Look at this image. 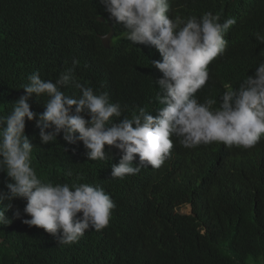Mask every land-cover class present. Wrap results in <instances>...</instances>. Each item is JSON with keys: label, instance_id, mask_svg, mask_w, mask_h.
Returning a JSON list of instances; mask_svg holds the SVG:
<instances>
[{"label": "trees", "instance_id": "trees-1", "mask_svg": "<svg viewBox=\"0 0 264 264\" xmlns=\"http://www.w3.org/2000/svg\"><path fill=\"white\" fill-rule=\"evenodd\" d=\"M208 11L223 21L237 18L231 42L213 66L225 78L216 74L218 84L196 94L219 104L226 83L238 88L264 61V44L255 36L264 33V0H176L172 6L173 17H200ZM111 28L115 34L105 48L100 36ZM123 32L101 0H0V117L26 94L22 86L32 73L55 81L73 67L74 58L76 80L126 106L123 115L130 118L139 107L155 113L159 89L154 80L163 74L152 67L153 51L134 45ZM62 91L81 94L71 84ZM46 100L34 94L32 110L43 113ZM26 134L34 145L32 166L39 178L99 184L116 208L106 228L89 229L69 246L24 224L30 218L23 212L27 202L16 199L6 213L13 222L0 225V264H264V143L228 150L214 144L187 149L178 142V152L161 167H144L120 179L111 176L112 165L120 160L112 146H105L111 151L106 159L90 161L83 143L68 144L62 133L42 144L35 121H26ZM138 162L137 154L133 164ZM69 169L70 177L65 175ZM5 177L0 173V189ZM187 204L190 213H182Z\"/></svg>", "mask_w": 264, "mask_h": 264}, {"label": "clouds", "instance_id": "clouds-1", "mask_svg": "<svg viewBox=\"0 0 264 264\" xmlns=\"http://www.w3.org/2000/svg\"><path fill=\"white\" fill-rule=\"evenodd\" d=\"M175 1L101 0L109 19L124 29V38L153 51L152 67L163 74L154 80L159 89L153 98L159 103L155 113L139 107L130 118L123 115L126 106L112 102L107 92L94 91L76 80L75 58L73 67L62 71L55 81L42 79L38 71L28 77L29 83L22 86L26 94L0 117V173L6 174L5 188L0 189V225L13 222L6 213L14 200H26L23 212L30 218L22 222L44 229L59 245L70 246L87 230L106 228L116 208L99 184L53 183L39 178L32 166L34 145L26 134V121H35L44 145L61 133L68 144L81 141L90 161L106 159L111 153L106 145L119 150L120 160L112 165L111 176L120 179L139 174L144 167H161L178 142L187 149L214 144L228 150L264 143V61L238 88L226 83L219 104L214 97L201 101L198 90L218 84L216 74L225 78L213 66L231 42L237 18L223 21L219 13L211 11L200 17H173ZM110 32L109 46L115 34L113 28L107 34ZM255 36L264 44V33ZM260 54L264 55V49ZM70 84L80 90L79 96L62 91ZM34 94L37 99L47 97L43 113L32 110ZM114 117L119 122L112 121ZM137 154L139 162L134 165ZM65 175L72 176V170ZM82 179L77 175V180ZM14 215L21 218L19 210Z\"/></svg>", "mask_w": 264, "mask_h": 264}, {"label": "water", "instance_id": "water-1", "mask_svg": "<svg viewBox=\"0 0 264 264\" xmlns=\"http://www.w3.org/2000/svg\"><path fill=\"white\" fill-rule=\"evenodd\" d=\"M110 34H111V32L107 35L101 36V39H102L104 45H106V46H109V43H110L109 38L111 37Z\"/></svg>", "mask_w": 264, "mask_h": 264}, {"label": "rangeland", "instance_id": "rangeland-1", "mask_svg": "<svg viewBox=\"0 0 264 264\" xmlns=\"http://www.w3.org/2000/svg\"><path fill=\"white\" fill-rule=\"evenodd\" d=\"M171 158H172V156L169 157V159H171ZM166 160H167V159H166ZM190 211H191V207H190L189 204L185 205V206L182 207V209H181V212H182V213H190Z\"/></svg>", "mask_w": 264, "mask_h": 264}, {"label": "bare ground", "instance_id": "bare-ground-1", "mask_svg": "<svg viewBox=\"0 0 264 264\" xmlns=\"http://www.w3.org/2000/svg\"><path fill=\"white\" fill-rule=\"evenodd\" d=\"M177 150H178V149H176V152H178ZM176 152H174V150L172 149V150H171V156H174V154H176Z\"/></svg>", "mask_w": 264, "mask_h": 264}]
</instances>
